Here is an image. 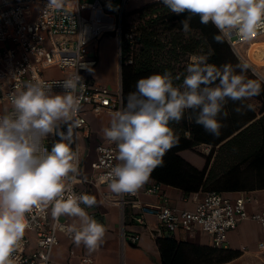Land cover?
<instances>
[{"label": "clouds", "instance_id": "1", "mask_svg": "<svg viewBox=\"0 0 264 264\" xmlns=\"http://www.w3.org/2000/svg\"><path fill=\"white\" fill-rule=\"evenodd\" d=\"M59 0H50L55 7ZM170 12L180 15L182 30L190 31V20L211 23L218 30L217 43L233 39L249 41L264 34V0H161ZM208 55H193L182 83L176 85L169 71L140 78L135 91L116 111L105 139L116 147L117 163L100 177L113 194H132L162 165L163 157L177 142L170 127L190 110L189 119L206 132L218 136L225 104L250 99L260 94L257 80L248 79L249 65L241 61L217 66ZM91 72L89 65L78 62ZM239 69V73H237ZM63 92H53V85L28 82L10 96L12 111L0 116V264H16L14 253L31 225L29 215L50 208L51 216L74 218L65 231L76 246L89 253L103 242L105 226L86 211L95 206V197L77 195L73 185L79 175V155L73 148V129L80 108L77 90L83 78L75 71L59 83ZM251 110L252 105L246 106ZM235 111L240 112L237 108ZM66 126L67 131L61 130ZM50 135L59 139L51 147L45 143ZM83 205L84 207H82ZM63 227V226H61ZM260 247L264 248V244ZM83 264H90L85 260Z\"/></svg>", "mask_w": 264, "mask_h": 264}, {"label": "built area", "instance_id": "2", "mask_svg": "<svg viewBox=\"0 0 264 264\" xmlns=\"http://www.w3.org/2000/svg\"><path fill=\"white\" fill-rule=\"evenodd\" d=\"M127 1L121 0L120 9L108 11L102 7L101 0H59L55 7L49 6L50 0H0V102L6 104L0 110V116L12 111L10 96L17 90H22L28 82L52 84L53 92L61 93L63 89L59 83L75 71L83 78L84 87L77 90L80 108L75 119L79 123L73 129V148L79 155V175L73 185L77 195L83 194L84 184H106L100 177L117 163L115 145L103 136L95 145V156L90 162L91 170L89 174L85 173L80 136L89 135L87 110L116 112L122 108L120 78L119 86L111 88L97 82L92 71L81 68L77 63L82 61L93 69L98 62L99 40L111 31L118 40V49L122 34L131 49L140 44L135 24L123 30V8ZM261 35L264 34H258L249 41H227L235 56L246 62L254 74L259 71L251 61L248 50L255 38ZM51 68L55 70L47 72ZM61 130L66 132V126H62ZM57 139L58 136L48 137L45 143L49 149ZM140 192L157 195L160 205L152 208L142 204ZM104 195L107 200L123 206L129 204L132 208L130 218L140 225L146 224V214L154 213L162 234L174 235L180 232L191 236L201 230L210 235V244L217 248L226 247L228 232L240 220H256L262 231L258 247L264 249L260 247L264 244V208L248 211L247 206L253 200L249 190H239L234 195L216 189L203 190L199 198L194 196L195 206L185 209L171 205L169 196L159 181L143 185L132 194H119L117 197L107 193ZM86 211L92 217L95 215L94 211H88L87 208ZM28 218L31 227L26 230L20 246L13 254L16 264H51L50 254L59 243V233L72 240L65 231L70 225L69 217L56 220L51 216L49 208L44 212L34 210ZM128 239L136 242L139 233H130ZM85 260L93 263L91 255L81 254L80 262L83 264Z\"/></svg>", "mask_w": 264, "mask_h": 264}, {"label": "trees", "instance_id": "3", "mask_svg": "<svg viewBox=\"0 0 264 264\" xmlns=\"http://www.w3.org/2000/svg\"><path fill=\"white\" fill-rule=\"evenodd\" d=\"M127 15H137L142 19V23L137 27L140 43L137 50L129 47L123 34L120 39L119 76L122 106L126 103L128 94L135 91L136 82L142 77L169 71L174 77H181L180 80H174V84L182 83L186 67L191 61L186 59V63L179 64L177 57L181 54L187 58L190 55H208V62L217 66L231 64L235 67L241 62L227 41L217 43L214 40V35L219 34L214 25L201 24L199 17L194 16L190 20V31L185 33L180 21L188 14L177 15L170 12L161 0H151L131 12L124 13L123 30L130 27L127 24ZM236 71L239 73L240 70ZM260 85V94L256 95L261 103L260 116L256 117L257 113L253 109L242 116L244 113L242 107L248 104V101L229 100L226 105L231 110L226 112L227 116L224 119L221 117L218 120L223 122L229 118L235 125L220 136L206 132L202 126L194 122V119H189L190 110L185 112L181 121L171 122L170 127L177 137V142L166 152L162 165L156 167L150 177L179 187L185 194L208 189L230 191L264 187V84ZM237 108L241 111H235ZM251 119L254 120L235 134V137L245 133L253 134L244 146V155L235 166L222 171L218 176L211 175L208 157L199 168L177 153L180 149L193 147L200 142L214 145ZM212 183L214 184L211 187L209 184ZM156 241L162 264H213L229 260L239 254V250L197 245L185 240H176L172 235L158 237Z\"/></svg>", "mask_w": 264, "mask_h": 264}, {"label": "crops", "instance_id": "4", "mask_svg": "<svg viewBox=\"0 0 264 264\" xmlns=\"http://www.w3.org/2000/svg\"><path fill=\"white\" fill-rule=\"evenodd\" d=\"M149 1L151 0H128L124 5L123 12H131ZM121 3V0H101L102 7L108 11H116L120 9ZM102 38L103 36L98 43L99 60L100 43ZM116 41L118 44L117 39ZM251 46V51L249 52L250 56H253V54L255 58L258 54L260 57L264 56V50L260 49L261 47H264V39L257 40ZM259 59L260 58H258V60ZM94 75L97 77L96 72H94ZM102 83L113 88L108 81L106 82L104 80ZM5 106L6 104L4 102H0V110L4 109ZM99 113H101V115H107L114 114L115 111L94 112L92 110H87L86 114L88 118L89 135L80 136V144L83 150V166L86 174H89L91 170L90 162L95 156V145L103 139V130L109 126L111 120L107 119L103 122L101 119L100 126L96 119V115ZM259 114H257L256 117H258ZM253 120L254 119H251L243 125H248ZM241 128L242 127H239L229 136L214 145L204 142L198 144H204L209 147L218 146L223 141L230 139L232 135H235ZM198 144L193 147L180 149L177 153L195 166L201 168L205 162L206 156L196 152V146ZM206 150H209V148H206ZM197 154L199 156H197ZM208 166V168H210V161ZM154 181L157 180L150 177L144 185L150 184ZM162 188L169 196L171 205L176 206L179 209L193 208L196 203L195 199L199 198L203 191L198 190L185 194L179 187L163 182ZM238 191L239 190H230L228 192L229 194L234 195ZM105 193L112 197L118 196L117 194L111 193L106 184L100 186H91L88 184L83 185V194L91 195L96 199L95 206L87 208V210L94 211L95 215L93 218L105 226V236L100 247L96 251L89 253L83 244L76 246L74 242L69 240L63 233H59V243L52 249L50 254L51 264H82L80 262L81 254L91 255L93 259L92 264H122L123 262L131 264H162L161 253L156 240L158 237L166 235L160 232L155 214H146V224L140 225L130 218L129 213L132 208L129 204L123 206L107 200L104 195ZM249 193L252 195L253 200L247 206L248 211L264 208V187L249 189ZM194 196H196V198H194ZM139 198L142 204L148 205L152 208L158 207L161 202L160 198L153 193L140 192ZM68 222L71 225L74 222V218H68ZM132 232L139 233V239L136 242H132L128 239V235ZM172 236L176 240H185L197 245H211L210 235L201 230H197L191 236H185L180 232H177ZM261 237L262 231L260 224L256 220L249 218L240 220L236 227L228 232L227 245L225 247L239 250V254L229 260L213 264H264V249L258 247V241ZM71 250L73 251L72 253Z\"/></svg>", "mask_w": 264, "mask_h": 264}, {"label": "rangeland", "instance_id": "5", "mask_svg": "<svg viewBox=\"0 0 264 264\" xmlns=\"http://www.w3.org/2000/svg\"><path fill=\"white\" fill-rule=\"evenodd\" d=\"M83 13L86 14V11H83ZM126 20L129 26L135 24L138 27L142 23V19L138 18L137 15H127ZM116 39L117 38L113 35H108V34L103 35L102 41L100 43V60L98 59L99 63L97 62L98 65L96 64V66L93 68L92 71V74L97 82L102 83L104 80L106 82L108 81L109 84H111L114 89H116L119 86V78H120L119 69H118V44ZM255 39L256 40L264 39V35H261L260 37L258 36ZM139 47L140 44L137 47H134L133 50H137ZM251 47L252 46H250L248 50V54L251 51ZM260 49L264 50V47H261ZM97 54L99 56L98 51ZM192 56L193 55H190L187 58L186 55L181 54L177 57V61L180 62L179 64H184L186 63V59H188V61H191ZM249 57L251 61L255 63V66L257 67L259 73L254 74L248 68L247 71L244 73L246 78L257 80V82L264 84V62H262L264 60H260V59H264V56L260 57V55L258 54V56L255 58L253 54V56L251 55ZM258 58L260 59L258 60ZM51 70H55V68H51L47 72H50ZM94 72H96L98 78L95 77ZM247 101L248 104L242 107V110L244 112L242 116L248 114L249 109L246 107L247 105H252L251 109L255 110V112L259 114V109L261 104L259 99H257L256 96H254L250 99H247ZM230 110L231 108L225 104L223 112H227ZM112 115L113 114H107V115H101V113L97 114L96 119L98 121V124H100L101 126V119L104 122L107 119H111ZM258 116H260V114ZM221 117L223 119L225 118L223 115H221L218 117V119ZM219 122L222 125V127L220 128L219 136L224 134V132L228 130V128L235 125L234 124L235 122L233 120H230L229 118L227 119V121L222 122L221 120H219ZM251 137H253L252 133L251 134L245 133L240 135L239 137H235V135H232V137L227 141H223L218 146H212V147L206 146L204 144H198L196 146V152L205 155L206 157L209 158L211 165L210 166L211 175L213 177L218 176L222 171H225L226 169L235 166L237 161L244 155L243 153L244 146L248 143L247 141H249ZM206 148H209V150H206ZM197 156L199 155L197 154ZM213 184L214 183L209 185H211L212 187Z\"/></svg>", "mask_w": 264, "mask_h": 264}, {"label": "water", "instance_id": "6", "mask_svg": "<svg viewBox=\"0 0 264 264\" xmlns=\"http://www.w3.org/2000/svg\"><path fill=\"white\" fill-rule=\"evenodd\" d=\"M109 34H111V35H114V32H113V31H111V32H109Z\"/></svg>", "mask_w": 264, "mask_h": 264}, {"label": "bare ground", "instance_id": "7", "mask_svg": "<svg viewBox=\"0 0 264 264\" xmlns=\"http://www.w3.org/2000/svg\"><path fill=\"white\" fill-rule=\"evenodd\" d=\"M259 37H260V36H259ZM256 41H257V40H254V42H256ZM254 42H252V44H253ZM252 44H251V45H252ZM249 56H250V54H249ZM256 63H257V62H256Z\"/></svg>", "mask_w": 264, "mask_h": 264}, {"label": "flooded vegetation", "instance_id": "8", "mask_svg": "<svg viewBox=\"0 0 264 264\" xmlns=\"http://www.w3.org/2000/svg\"><path fill=\"white\" fill-rule=\"evenodd\" d=\"M245 126H246V125H242L241 127L244 128ZM242 128H241V129H242ZM241 129H239V130H241Z\"/></svg>", "mask_w": 264, "mask_h": 264}]
</instances>
